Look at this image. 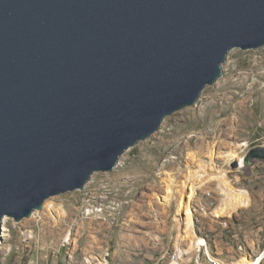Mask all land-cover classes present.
<instances>
[{
    "label": "water",
    "instance_id": "obj_1",
    "mask_svg": "<svg viewBox=\"0 0 264 264\" xmlns=\"http://www.w3.org/2000/svg\"><path fill=\"white\" fill-rule=\"evenodd\" d=\"M261 47L264 0H0V242Z\"/></svg>",
    "mask_w": 264,
    "mask_h": 264
},
{
    "label": "rangeland",
    "instance_id": "obj_2",
    "mask_svg": "<svg viewBox=\"0 0 264 264\" xmlns=\"http://www.w3.org/2000/svg\"><path fill=\"white\" fill-rule=\"evenodd\" d=\"M258 149L264 152V47L233 49L198 104L167 117L111 173L48 199L51 217L43 207L21 222L4 218L0 264H174L177 252L185 254L178 264H193L198 241L202 261L207 246L226 264L252 262L264 253V157L249 156ZM187 178L197 184L193 240L183 237L177 213Z\"/></svg>",
    "mask_w": 264,
    "mask_h": 264
},
{
    "label": "bare ground",
    "instance_id": "obj_3",
    "mask_svg": "<svg viewBox=\"0 0 264 264\" xmlns=\"http://www.w3.org/2000/svg\"><path fill=\"white\" fill-rule=\"evenodd\" d=\"M212 154H213V151H211V154H210V162H212V159H211V158H213ZM194 181L195 180H193V179L187 178L181 184V189L177 192L178 193L177 194V213H178V215H184V219H183V223H184L183 225L184 226L182 228V233H183V237L185 239H189V240L194 239L192 234H191V213H190V205H191V202L195 199L196 191H197V189H196L197 184ZM223 181L221 180V184L223 183ZM171 195H172L171 190L169 187H167L165 199L169 200L172 197ZM238 202L241 204L244 203L242 198H239ZM43 207L45 208V210L48 211V215L51 217L52 216V210L54 209V204L47 201L44 203ZM60 214H63V212H61ZM223 215H224V210H222V209L219 210L218 212H216V217H220ZM2 228H3V231L7 230L5 228V226ZM3 236H6V234H4ZM192 247L190 246L189 251H191ZM204 247H205V244L202 243L201 241H198V244H197L198 253H201L202 251H204L203 250ZM249 261L250 260L243 258L237 264H252ZM174 264H178V262H175ZM197 264H206V259L204 261H202L200 258V254L197 256Z\"/></svg>",
    "mask_w": 264,
    "mask_h": 264
},
{
    "label": "built area",
    "instance_id": "obj_4",
    "mask_svg": "<svg viewBox=\"0 0 264 264\" xmlns=\"http://www.w3.org/2000/svg\"><path fill=\"white\" fill-rule=\"evenodd\" d=\"M182 252H177L176 257H174L173 259V263L175 262H181V258L185 255V254H181ZM180 255V257L178 256ZM205 259H206V264H226L224 261L219 260L218 258H215L213 256H211L208 252V248L206 246V254H205ZM264 259V253H260L259 256L252 261V264H260V261ZM193 264H197V245L195 247V254H194V261Z\"/></svg>",
    "mask_w": 264,
    "mask_h": 264
}]
</instances>
